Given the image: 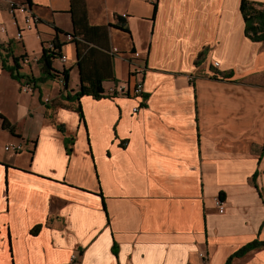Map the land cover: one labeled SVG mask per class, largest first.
Wrapping results in <instances>:
<instances>
[{
    "label": "crops",
    "instance_id": "1",
    "mask_svg": "<svg viewBox=\"0 0 264 264\" xmlns=\"http://www.w3.org/2000/svg\"><path fill=\"white\" fill-rule=\"evenodd\" d=\"M240 2L85 0L90 26L125 15L129 30L109 31L105 94L141 79L144 97H82L80 119L62 35L67 89L22 90L54 29L72 32L70 1L0 0V117L14 129L0 118V264H264V246L231 259L264 242V42L246 37ZM13 58L22 83L2 68Z\"/></svg>",
    "mask_w": 264,
    "mask_h": 264
},
{
    "label": "trees",
    "instance_id": "2",
    "mask_svg": "<svg viewBox=\"0 0 264 264\" xmlns=\"http://www.w3.org/2000/svg\"><path fill=\"white\" fill-rule=\"evenodd\" d=\"M69 1V13L72 17V32L63 33L58 29H54V38L48 47L42 49V54L37 62L40 68V77L36 79L28 78L27 82H23V84L30 83L35 87L36 83L49 79H59L62 81L64 89H67L69 70L63 69L61 72H58L53 67L54 61L62 57V47L65 44V41L59 39V35H62L67 39L66 41L73 43L76 48L75 65L78 69L80 86L79 90L70 98L68 97V99H74L77 102L75 110L79 114L80 119H83V113L79 103L82 97H91L96 100L115 97V93L105 94L103 88V83L114 82L115 80L112 63L114 54L111 53L109 48V31L110 29H115L129 34V30L125 18L121 16H116L115 23L106 26H90L85 0ZM239 10L244 22V33L246 37L252 42H264V4L241 0ZM130 52L133 53L134 51L131 49ZM2 68L10 74L11 78L22 83L23 77L18 73L20 67L17 58L12 59L11 65L2 59ZM129 76L132 77L133 74ZM131 94L133 95L132 87L128 84L126 93L121 96H130ZM0 118L2 119L3 129L13 134V127L6 119ZM60 129L62 130V128ZM39 228L40 226L35 227L31 233L35 234ZM261 246H264V242H251L234 253L231 259L243 256L247 252ZM113 252H116L115 247L113 248Z\"/></svg>",
    "mask_w": 264,
    "mask_h": 264
},
{
    "label": "built area",
    "instance_id": "3",
    "mask_svg": "<svg viewBox=\"0 0 264 264\" xmlns=\"http://www.w3.org/2000/svg\"><path fill=\"white\" fill-rule=\"evenodd\" d=\"M16 13H21V14H26V8L21 5V6H18L17 4L13 3V2H10L9 4V8H8V14L9 16H14ZM122 18H125L126 16L125 15H122L121 16ZM35 23H37V19L34 18L33 16L31 15H26L25 18H24V28L25 30L26 29H30ZM6 32V29H5V26L0 24V34H4ZM21 37V34L18 33L17 34V39H19ZM69 40V38H68ZM114 52L116 53L117 51L114 50ZM130 57L131 58H139V55L136 53V52H133V53H130ZM60 60L62 62L65 61V58L64 56H62L60 58ZM214 67H218V63H214ZM138 71H135L136 73L135 74H138L140 76H142V73H143V69L142 68H138L137 69ZM23 92H31L32 91V88L29 84L25 83L23 88H22ZM127 91V86H122L120 88H118V90H110V93H117V94H120V95H124ZM132 93L134 96L136 97H140V98H143V82L142 80H138V81H135L134 85L132 86ZM140 109V107H136L133 109V112L136 113L138 112V110ZM4 151L5 152H10V153H19L22 151V145L20 143H7L4 147ZM221 198H218V200L216 201V205H217V209H218V212L219 213H222L223 212V206H222V202H221Z\"/></svg>",
    "mask_w": 264,
    "mask_h": 264
},
{
    "label": "rangeland",
    "instance_id": "4",
    "mask_svg": "<svg viewBox=\"0 0 264 264\" xmlns=\"http://www.w3.org/2000/svg\"><path fill=\"white\" fill-rule=\"evenodd\" d=\"M123 72H125V70H124L123 68H121V70L119 69V74H120L121 76H123Z\"/></svg>",
    "mask_w": 264,
    "mask_h": 264
}]
</instances>
